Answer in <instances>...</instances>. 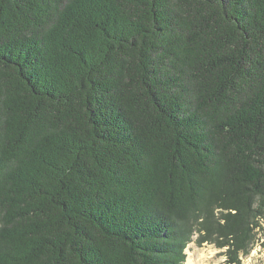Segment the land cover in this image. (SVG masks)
I'll use <instances>...</instances> for the list:
<instances>
[{
	"label": "trees",
	"instance_id": "1",
	"mask_svg": "<svg viewBox=\"0 0 264 264\" xmlns=\"http://www.w3.org/2000/svg\"><path fill=\"white\" fill-rule=\"evenodd\" d=\"M258 232L264 0H0V264H242Z\"/></svg>",
	"mask_w": 264,
	"mask_h": 264
},
{
	"label": "rangeland",
	"instance_id": "2",
	"mask_svg": "<svg viewBox=\"0 0 264 264\" xmlns=\"http://www.w3.org/2000/svg\"><path fill=\"white\" fill-rule=\"evenodd\" d=\"M195 239V237H194ZM224 250H219L213 245L203 244L197 247L194 242L186 248L184 264H224ZM242 264H264V232H258L256 240L246 257L241 258Z\"/></svg>",
	"mask_w": 264,
	"mask_h": 264
}]
</instances>
